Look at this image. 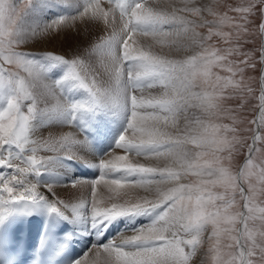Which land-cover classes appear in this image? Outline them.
<instances>
[{
    "label": "snow or ice",
    "instance_id": "obj_1",
    "mask_svg": "<svg viewBox=\"0 0 264 264\" xmlns=\"http://www.w3.org/2000/svg\"><path fill=\"white\" fill-rule=\"evenodd\" d=\"M191 2L176 7L174 0H84L81 7L66 0H22L21 10L11 0H0V169L11 170L0 175V230L15 215L43 210L85 226L89 234L99 230L103 237L115 221L148 216L150 222L130 235L92 243L73 264H191L209 226L212 264H264V206L257 203L264 195V147L258 146L264 145V0L229 6L239 22L212 6L190 7ZM55 7L69 11L31 19L38 8ZM204 13L217 19L206 20ZM77 21L111 30L99 42L78 31L81 44L70 52L42 47ZM225 24L234 31H221ZM205 26L207 35L197 31ZM213 36L235 46L211 48L207 42ZM134 37L161 44L172 38L168 43L177 50H200L172 59ZM246 44L252 47L243 49ZM22 45L28 51L16 50ZM94 54L104 74L95 68ZM233 55L242 59H229ZM6 65L22 68L28 77ZM213 67L230 75L213 74ZM154 87L161 94L146 97L145 89ZM257 92L259 104L248 108L258 107L259 116L247 120L241 110ZM225 101H236V107H224ZM193 108L202 115H188ZM224 117L232 124L216 123ZM118 121L122 127L112 147L95 156ZM46 123L49 137L33 139ZM245 148V163L233 173V153ZM117 149L126 154L112 155ZM41 151L55 155L42 157ZM127 154L164 163H133ZM73 164L99 174L64 183ZM189 175L196 182H182ZM77 185L90 189L87 199L59 198L61 188L70 192ZM98 185L110 193V206L98 197ZM161 185L170 187L163 191ZM217 187L223 191H213ZM136 189L145 195H133ZM152 193L156 199L149 198ZM237 196L243 210L233 211ZM72 237L66 234L65 245ZM89 252H94L91 260Z\"/></svg>",
    "mask_w": 264,
    "mask_h": 264
},
{
    "label": "bare ground",
    "instance_id": "obj_2",
    "mask_svg": "<svg viewBox=\"0 0 264 264\" xmlns=\"http://www.w3.org/2000/svg\"><path fill=\"white\" fill-rule=\"evenodd\" d=\"M176 1V0H174ZM209 1V0H207ZM211 1V0H210ZM66 2L68 3H73V4H78L82 7L84 0H66ZM184 0H177L175 2V6L176 7H180L179 5L182 4V6L184 5ZM179 4V5H178ZM190 5V4H189ZM105 8H107L109 5L107 3H105L103 5ZM181 6V7H182ZM68 9H63L60 7H55V8H43V9H37L34 13L31 19H43V20H48L53 18L56 15H60L63 14L65 12H68ZM110 28L105 29L103 25L100 26H96V25H91L89 26H85L84 24H82L81 22L77 21L76 26L74 29H62L60 31V34L58 36H56L55 38H51L49 40H47L46 43H44L42 45V47H46V48H50L52 50H55L57 52H70L73 49H76L78 45L81 44V38L77 35V32L80 31L81 33H87L89 34V40L92 42H99V38L102 36L107 35V33L110 31ZM100 33V34H99ZM99 34L98 38H94V35ZM134 39H138L139 43L145 47L147 46H151V50L156 53V54H160V55H165L168 56L169 58L172 59H183L188 55H192L194 54L196 51L193 48H188L187 50H184L183 48H181L180 50H177L174 47H171L170 44L168 43V41L172 38H167L165 43L161 44L158 43L156 40H153L151 37H134ZM22 50H27L28 51V46H24ZM93 62L95 65V68L97 69V71L101 74H104V68L101 66L100 62H99V54H94L93 56ZM102 78H106V76H103ZM44 83H51L50 80H45ZM161 94V89L158 87H154L151 89L146 88L144 91V95L147 96H159ZM28 102H25V105H27ZM49 103H54L53 100H51V98H49ZM41 107H44L43 104L40 105ZM193 110L196 109H190L188 115H193ZM198 110V109H197ZM197 116H199V112L196 113ZM113 126L112 129V134H113V140H112V144L114 143V137L117 134V130L121 127H119V121L116 123L112 124ZM180 126H183V118H180ZM64 131H72V128H65L63 129ZM50 131L48 130V125L47 123L41 126V131H39L37 136H34L33 139H46L49 137L50 135ZM112 147V145H110L108 143V147ZM109 150V149H107ZM107 150H101V151H97L95 156L99 157V156H103L104 152H106ZM61 155H64L65 153L63 152V150H61ZM126 153H124L122 150H115L113 152L112 155H125ZM55 155L54 152H47V151H41L39 153V156L42 157H46V156H52ZM129 157V160L133 163H143L146 166H156L157 163H159L161 166L163 165V161H156V160H148L145 159L143 157H136L133 156L132 154H127ZM111 156L105 157V159H110ZM89 162L90 163H95L96 161L94 159H92L91 157H89ZM80 168L82 169V171L77 172L76 167L74 166V164L69 168V173L70 175H67L65 177H63V182L67 183L68 181H70L71 179L77 177V176H83V177H87L89 179L91 178H95V174L98 173V171H96L94 168L92 167H84L82 165H79ZM11 170L9 169H0V175H7ZM76 171V172H75ZM99 174V173H98ZM107 178V177H106ZM45 179H49V178H45ZM186 179H184L182 182L186 183L185 181ZM170 187V185H161V190L166 191L167 188ZM98 189V197L103 195L104 197V204L105 205H109L111 201H109L107 199V197L110 195V193L107 192V190L104 188L103 185H98L97 186ZM90 193V189L88 187H80L79 185H77L76 188L71 189V191H65L64 189H60L58 191V195L60 199H63L65 201H67L70 197L73 198V202H77V200L79 199H87ZM145 195L143 189H136L133 193V195ZM149 198L150 199H156V194L152 193L149 194ZM137 219V227H139L142 224H147L150 222L151 217L148 216H144V217H139V218H134ZM134 219H131L130 222L127 221L126 219H122V220H118L117 221V225H119L120 221H123V224L121 226V228H126L128 227V225L131 226V224L134 223ZM78 228V234L80 236V240L84 242L85 247H88L87 249L84 250L80 253L79 258L82 257L91 247L92 243L96 240L98 241L100 239V235H99V230H97L95 233L89 234V229H87L85 226H79ZM135 228L129 227V229L125 230V231H120V232H116L114 234H112L108 239H112L113 237H116L119 233L125 232V235H130L131 231ZM88 244V245H87ZM94 252H89L88 253V259L91 260L93 258ZM78 258V259H79ZM198 258V257H197Z\"/></svg>",
    "mask_w": 264,
    "mask_h": 264
},
{
    "label": "rangeland",
    "instance_id": "obj_3",
    "mask_svg": "<svg viewBox=\"0 0 264 264\" xmlns=\"http://www.w3.org/2000/svg\"><path fill=\"white\" fill-rule=\"evenodd\" d=\"M176 1H174V2H176ZM11 2L16 4V5H18L21 8V10H23L22 0H11ZM242 2H243V0H215V3H213V0H211V1L210 0L209 1H207V0H192V2L190 3L189 6L190 7L191 6H195V7L212 6L214 11H216L220 15H223L225 12H227V14L230 17H236L237 18V20L235 22H239V20H238L239 14L231 12L228 9H229V6H231V7L240 6ZM179 6L181 7L182 4H180ZM185 15H188V14H185ZM188 18L196 20L198 23L200 22V19H201L200 17L191 16V15H188ZM204 19L212 21V20L217 19V17H214L212 15L204 13ZM220 30L224 31V32H232V31H234V29L229 24L223 25L220 28ZM197 31H199L203 35H207L208 26L198 28ZM99 34L94 35V38H98ZM207 44L211 48L220 49V50L226 49L228 47H234L235 46L234 44L226 43L224 39H222L220 37H216V36H213L212 39L207 42ZM251 47H252V45H248V44L243 45V49H245V50L250 49ZM22 48H23V45L20 46L19 48H17L16 50L17 51H27V50H22ZM193 49H195V51H199L200 50V49L195 48V47ZM229 59H231V60H239V59H242V57H237V56L233 55V56H230ZM6 67H8L10 69V71H12V72H18L21 76H23L25 78L28 77V73L24 72V70L22 68H19L16 65H6ZM212 73L213 74H218L220 76H228V75H230L226 70H224L223 68H220V67H213L212 68ZM248 74L249 75H255V73H248ZM212 78L214 79L215 75H213ZM237 78H239V77H237ZM227 94H228V90L225 91V95H227ZM258 96H259V93L257 92L255 98L249 99L246 102L245 108L241 110L242 116L244 118H246L247 120L255 119V114H256V111H257L258 107L255 109V111H250L249 108H248V105H252V106L258 105L259 104ZM236 103H237L236 101H225L224 102V107H226V108H235L236 107ZM26 109H27V105L23 108V110L26 112ZM192 112L195 115H197L196 114L197 112H199V114L202 115L199 109L198 110L197 109L193 110ZM216 123H222V124L231 125L232 121L230 119L224 117V118L216 121ZM249 127H255V125H249ZM248 142L251 143V140L249 139ZM258 146L264 147V145H258ZM246 152H247V149L245 148V149H242L240 152L233 153V158H232V160L230 162V167H231V170L233 171V173L238 172L239 167L241 165V162H242ZM258 159H259V154H258ZM185 179H186L185 180L186 183L196 182V180H197V178L195 176H191V175H189ZM213 191L221 192V191H223V189L217 187V188L213 189ZM257 203L261 204V206H264V195H260V196L257 197ZM242 206H243V201H241L239 199V196H237V205L234 207L233 211H235V210H243ZM258 223L259 222H257V224ZM210 231H211V226H209L208 231L204 233V236H203V241L204 242L202 243V245L198 249L197 255L193 258V260L191 261V264H202V262H203V264H212L211 255L208 253L209 243H208V239H207L208 236L210 235ZM186 251H187V249H186Z\"/></svg>",
    "mask_w": 264,
    "mask_h": 264
},
{
    "label": "water",
    "instance_id": "obj_4",
    "mask_svg": "<svg viewBox=\"0 0 264 264\" xmlns=\"http://www.w3.org/2000/svg\"><path fill=\"white\" fill-rule=\"evenodd\" d=\"M256 118H258V117H256Z\"/></svg>",
    "mask_w": 264,
    "mask_h": 264
}]
</instances>
